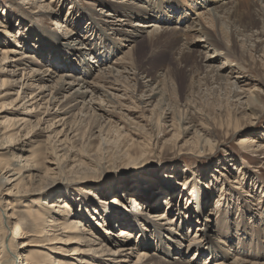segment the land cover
I'll return each mask as SVG.
<instances>
[{"label": "rangeland", "instance_id": "rangeland-1", "mask_svg": "<svg viewBox=\"0 0 264 264\" xmlns=\"http://www.w3.org/2000/svg\"><path fill=\"white\" fill-rule=\"evenodd\" d=\"M35 1L37 4L41 1L45 5H50L52 12H39L37 11L39 8L23 3L22 0H0V19L6 20L5 22L8 24L7 27L0 28L7 31V34L0 31V43L5 41L4 46H13V41H9L12 36H8V34L13 35L19 29L21 35L18 41L20 42L16 48L20 50V54L40 58L41 65L34 66L40 68L37 69L38 71H41V68L50 67L54 68L53 72L57 74L54 80L62 74L71 73L76 77H84L83 80L89 83L88 85L80 81L74 82L79 85H73L68 90L69 92L58 95L60 96L58 99L64 100V96L77 90L84 91L86 94L84 103L95 108L94 114L88 109L85 116L70 119V127L67 128H71L70 130L75 136L72 140L70 139L71 141L69 140L66 147L60 150L59 146L53 144V140L50 142L51 145L53 144L52 146L58 147L56 153L59 154L60 165L64 168L60 166L62 171H59L58 175L46 176L42 178L41 183H49L55 177L65 178L72 184L67 188L68 192L78 201L82 196L79 190L81 186L73 184H78L77 180L81 179V176L91 178L89 183H92V186L100 187L95 189L96 194L87 195L88 198L84 204L88 203L90 208H94L96 204L91 199L99 201L98 207L103 208L102 212L105 215L106 223H110L112 225L110 227L114 231L124 228L125 226L122 225L124 222L117 217H114L112 221L110 211L108 212V209L103 207V202L105 199L117 196L118 193L123 199L129 198L125 200L126 205L134 211L137 209V204L131 200L133 195L141 199L145 205L154 204L158 208L157 211L168 210L171 206V209L173 208L172 213L169 211L171 217H177L176 214L180 213V218L177 217L175 223L173 222L174 225L180 228L178 229L181 231L179 234H186L183 242L184 252L180 258L189 261L194 255V261H198V264H203L204 261L209 264L211 258H215V262L218 264H236L238 256V259L241 260L239 262L255 264L248 263L255 261L249 255L264 252V149L255 151L256 147H249V144H242L241 141L254 140L256 144L260 143L264 147V33L257 41L259 46L256 51L255 47L249 49L244 44L251 33L259 36V27L253 28L246 36L238 35V50L234 52L229 48L228 39L220 34V25L216 29V26L208 22L210 14L207 13L210 8L219 7L225 2H228L229 7L235 3H241L242 0H209L208 6L203 5L200 0H196L193 4L190 3L193 1L176 0L178 8L184 9L183 13H185L183 14L185 19H181V23H178L179 21L175 23L174 18L171 22L166 23L173 17L172 12L177 9V7L174 8L177 6L176 4L165 6L163 10L166 14L163 15L159 23H156L158 20H153L154 15L142 19L134 16L130 20L131 24L150 23L152 25L154 23L160 26L158 29L160 32L158 31L159 33L153 40L149 39V32L155 25L148 28H137L138 31H141L140 41L136 42L137 45L130 41L125 42L126 38L123 39L121 34L128 37L130 33L125 34L118 31L115 29L118 26L111 25L109 27L104 22L105 17L99 14L102 12L101 10L109 8H104V4L109 5V0ZM132 1L137 3L135 0ZM110 3H112L111 5L115 4V2ZM242 3L239 5L243 11L246 2L243 0ZM143 4L146 3L143 2ZM260 4L264 6V3ZM138 5L142 4L138 3ZM3 8L7 12L6 19L5 15L2 16ZM250 10L252 14L255 13V23L259 24L262 16H256L255 7ZM154 12L149 8V13L154 14ZM50 13L51 15H48ZM113 13L115 12L113 11ZM93 14L94 16H92ZM198 14L202 15L198 17ZM219 14L224 18L223 13ZM116 17L115 13L114 20H117ZM54 19H59L58 22H63L65 28L73 32L74 35L70 36L67 41L80 40L82 45L79 46L89 48L88 54L90 55L73 54L70 49L61 46L60 49L63 51H58L55 55L57 56L56 61H51V56L55 51L51 50L46 34L54 27ZM121 19L127 18L122 17ZM151 20H153L152 23L148 22ZM193 21L195 29L199 28L209 32L224 44L225 48H218L217 52L221 56L226 52V59L218 58L214 62L205 60V56L208 57L207 55L213 53L205 52L203 44L194 40V37L192 38L193 33L189 32V36L188 32H185ZM126 22L123 20V23ZM227 24L226 20L221 26L229 34L230 24ZM176 27L181 30L172 31L173 29H170ZM125 28L123 26V29ZM166 28L168 32L166 30L161 32ZM57 34L61 35L60 29ZM250 38L253 39V36ZM183 42L187 43L188 48L185 45L182 46ZM133 45L134 65L146 70L143 78L138 79L132 75L128 76L129 78L121 76L118 82L110 84L109 80L111 81L112 78L101 75L104 74L102 72H105L104 68L108 66L121 70L122 67L118 64L115 65V61L119 62L118 57L128 52ZM86 56L87 58L93 57L91 59L96 62L87 61ZM29 60L32 59L29 58ZM201 64L203 67L205 64L225 66V69H220L221 72H219L223 79L218 80V84L214 85L217 87L214 89L213 85L210 87L209 84H202L204 80L198 84V88H191L194 79H197V77L193 79L192 71L197 66L201 68ZM105 74L107 73L105 72ZM210 76L216 77L215 74ZM220 82L224 84L220 85ZM227 82L234 86L239 84V88L236 87V89L245 91L242 94L246 95L240 100L245 103L249 97V102H252L254 108L244 110V115L243 112L238 113L236 98L231 97ZM80 83L84 84L83 87ZM155 87L161 88L160 93L146 104L143 99L149 96V89ZM246 91L253 93L250 95ZM256 92L260 93L262 97L260 100L255 99ZM107 94H110L111 97H107ZM82 103L83 100L79 103V108ZM163 113L166 115L169 113L164 122ZM252 113L258 117L260 115V117L256 119ZM38 116H42L41 113ZM238 117L242 121V126L234 130L233 125ZM183 119L189 120V125L192 124L190 133L183 134L180 131L179 127H184L181 122ZM173 124L176 126L174 127ZM60 128L61 126L57 129ZM194 131L199 132L200 137L204 140L207 138L208 142L204 141L203 146L202 144H190L195 136ZM21 134L19 135L21 136ZM42 140H46V138L43 137ZM0 157L3 159L6 155L1 154ZM72 160H77L78 165L70 171ZM67 168L68 170H66ZM66 171L71 173L68 174ZM162 175L171 176L164 179L170 182L173 180L174 190L166 191L159 184L158 181L161 180ZM139 185L143 187L140 188L141 190ZM60 188L58 191L57 189L54 191V195L56 192L62 191L63 187ZM168 199L172 200L169 207H167ZM200 208L202 211H199ZM255 208L260 210H253ZM17 210L25 209L20 207ZM91 221L89 220L90 224ZM202 223H204L203 227ZM21 224L23 228H27L28 218L25 217ZM218 229L221 231L219 234ZM196 230L198 236L195 235ZM130 233H132L133 240L138 239L137 229ZM205 234H208L211 240L207 245L211 246L212 244L214 250H211L212 254L209 256L203 254L198 257L197 254H194L195 248L190 249V246L187 247V245L194 243L203 235L205 239ZM199 235H201L200 238ZM145 249L149 250L148 247ZM241 254H246L249 257H244ZM169 256L171 258L179 255ZM165 257L168 258V256ZM262 261L264 262V257Z\"/></svg>", "mask_w": 264, "mask_h": 264}, {"label": "bare ground", "instance_id": "bare-ground-1", "mask_svg": "<svg viewBox=\"0 0 264 264\" xmlns=\"http://www.w3.org/2000/svg\"><path fill=\"white\" fill-rule=\"evenodd\" d=\"M135 1L137 3H134L132 0H109V5L104 4V8L109 7L110 9L107 8L104 9V11L101 10L102 12L99 13L105 17L104 22L107 23L109 27L111 25L118 26V28H115L118 29V31L124 32L125 34L130 33L128 37L121 34L123 39L126 38L124 40L125 42L130 41L131 43H134V45H137L136 42H139V38L141 37V31L137 30L139 27L148 28L155 25L153 30L149 32L150 40L156 38L157 34L160 32L158 30L160 26L154 23L152 25H150V23L131 24L130 20L134 16L141 17L142 19L153 17L152 15H154L153 20H158L156 23H159L163 15L166 14L163 10L165 6L176 4L177 6L174 8L177 7V9H174L172 12L173 17L168 19L166 23L171 22L173 18L175 19V23L178 21V23H181V19H185L183 16V14H185L183 13L184 9L180 7L178 8L176 0ZM184 1H193L190 2L191 4L196 2V0ZM200 1L203 5L208 6L209 0ZM22 2L34 5V7L40 9L37 10L39 12H52V7L41 3V1L38 4L35 0H22ZM110 2H115V4L113 3V5H111L112 3ZM143 2L146 4H143ZM244 2L246 3L243 11L239 5L241 4L240 2L229 7L228 2H225L224 5L212 7L207 11V13L209 12L210 14V18H208L210 21L208 22L213 26H216V29L220 25V34H223L222 36H225L228 39L230 42L229 48L234 52L238 50V35L246 36L253 28L259 27V36L251 33L248 35V43L246 41L244 44L245 46L247 45L249 49L255 47L256 51L259 46L257 45V41L264 33V6L263 4H260L264 3V0H244ZM138 3H141L142 5H138ZM252 7H255L256 9V16H262L259 24H256L254 21L256 18L255 13H251L250 9ZM149 8L151 11H155L154 14L149 13ZM112 10L116 13L117 20H114L115 13H113ZM219 13H223L224 18L219 16ZM3 15H5L6 19L7 12L4 8L2 9V16ZM48 15H51V13ZM201 15L202 14L198 17ZM92 16H94V14ZM122 17H126L127 19H121ZM57 20L59 21V19H54V27H52L51 31H47L46 34L50 42L51 50L55 51H53L54 55L52 54L51 61H56L55 59H57V56L55 55L57 52L63 51V49H60L61 46L70 49V52L73 54H88L89 48L86 49L83 46H79L82 45L80 40L73 39L67 41L70 36H73L74 34L71 30L65 28V25L62 24L63 22L60 23ZM123 20L127 22L123 23ZM153 20L148 22L152 23ZM226 20L228 23L227 25L230 24L229 34H227L228 31L222 28L223 22H226ZM5 21L0 19V28L7 27L6 25L8 24ZM117 21L120 22L117 23ZM162 24L164 25V22ZM193 24L194 21L191 25L187 24L188 27L185 32H188L189 36L190 33H193L191 35L192 38L194 37V40L196 39L203 44L202 46L205 52L210 51L213 53L212 55H207L208 57L205 56V60L208 62H214L218 58L223 60L226 59V52L223 56L217 52L218 48H225L224 44L209 32L199 28L195 29V25ZM123 26L126 28L123 29ZM237 27H239V30H237ZM58 29H60L61 35L57 34ZM170 29H173L172 31L181 30L177 27ZM164 30L168 32L167 28L162 29L161 32ZM0 31L7 34L6 29H0ZM20 35L21 32L19 29H17L13 35L8 34V36H12L9 41H13V46H4L6 43L5 41L0 43V155H6V157L0 159V264H198V261H194V255L189 261L180 258V255L184 252L185 246L183 245V242L185 241L186 234H179L180 230L178 229L180 228L174 225V221L177 217L180 218V213H177L176 210V215L178 216L171 217L170 214L173 209H171V206L168 210L157 211L158 208L155 207L154 204L145 205L141 199H138L133 195V199L131 200L137 204V209L134 211V209L128 208L126 205L125 200L129 198L126 199L125 197V199H123L118 193L117 196H112L109 199H105V202H103V207H106L108 212L110 211L109 214L110 217L113 218L111 219L112 221L114 220V217H117L124 222L122 224L125 226L124 228H118L114 231L110 227L112 225L106 223L105 215H103L102 212L103 208L98 207L99 201L91 199L92 202L96 204L94 208L92 207L93 209L89 207L88 203L84 204L85 200L88 198L87 195L96 194L97 191L95 189L100 186H92L93 184L89 183L91 178L81 176V179L77 180L78 184H73L81 186L79 187V190L81 191L82 196L76 201L75 199L77 198H73L67 189L72 184L69 183L68 180H65V178L60 179V177L58 179L55 177L58 175V172L62 171V168H64L60 165V157L59 154L56 153L58 147L55 146H59V149L61 150L66 147L69 140H72L75 136L70 130L71 128H67L68 126L70 127V119L85 116L88 111H93L92 114L95 113V108L92 105L84 103V96L86 95L84 91L79 92L77 90L67 94V96L63 95L65 98L61 101L58 99L60 97L58 95L69 92L68 90H70L73 85H79V83L74 84L76 81L88 85L89 83L86 80H83L84 77H76L71 73L65 75L62 74L58 76V79L54 80L57 74L53 72L54 68L50 67L41 68V71H38L37 69L40 68L34 66L41 65L40 58L37 59L35 56L34 58L33 56L31 57L20 54V50L16 48L19 46L20 41H18V38ZM59 35L60 37H58ZM250 36H253V39H251ZM254 43L256 44L254 45ZM186 44V42H183L182 46L185 45V47L188 48ZM134 45L132 48H129L128 52L118 57L119 62H116L117 60L115 61V65L118 64L122 67L121 70H116L114 67L112 68L108 66L107 68H104L107 74L102 72L104 74L101 75H104L107 78H112L111 81L109 80L110 84L118 82L121 76L128 77L132 75L133 77H138V79L143 78V74L146 70L141 67L137 68V65H134ZM17 53H19V55H17ZM87 56L85 58L87 61L90 60L91 62H96V60L93 61V59H91L93 57L90 56L87 58ZM29 58L33 61L29 60ZM85 66L87 68L88 64ZM223 68L225 69L224 65L214 66L212 64H205L204 67L203 64H201V68H198V66L195 67V70L192 71V75L193 79L194 77H197V79H194L191 88H198V84L204 80L202 84H209L210 87L213 85L212 87L214 89L217 87L214 85L218 84V80L222 75H219V72H221L220 69ZM211 74H215L216 77L210 76ZM83 83H80L82 87L84 85ZM222 84L224 83L220 82V85ZM227 84L230 87L231 97L236 98L235 101L238 106V113L243 112L244 115V110L254 108L252 102H249V97L245 103H242L243 101L240 100L241 98L246 97V95L242 94L245 93V91L242 92L236 89L239 84H236V86H234V84H229V82H227L226 85ZM158 87L149 89L150 94L147 98L143 99V102L146 104L150 103L151 99L160 93L161 88L158 89ZM247 92L248 91H246V93ZM248 93L251 95L253 92L250 91ZM254 96L256 100L262 98L259 92H256ZM107 97H111V95L107 94ZM141 97L143 98V96ZM81 100H83V103L79 108ZM165 108L168 109V107ZM52 109L54 110L51 111ZM40 113L42 116H38ZM168 114L169 113H167V115L166 113H163V122ZM252 114L256 119L260 117V115L259 117L256 116L255 113ZM100 117L102 118V116ZM181 122H183L184 127L180 126V131H182L183 134L190 133L192 130V124L189 125V120L187 121L183 119ZM59 126H61V128L58 130L57 128ZM241 126L242 121H240L238 117L235 119L233 129L237 130ZM20 132L23 133L21 134ZM73 132L75 131L73 130ZM194 133L195 136L190 144H202L203 146L204 141L208 142L207 138L204 140L200 137L199 132L194 131ZM19 134H21V136ZM43 137H45L46 140H42ZM52 140L55 146H52L53 144L51 145L50 142ZM241 143H247L250 145L249 147H256L257 149L255 148V151L264 149L260 143L258 145L254 140H243ZM72 161L73 164L70 165V167L68 166L70 171L73 167L78 165V163H76L77 160ZM66 170H68V168ZM67 173L69 174L71 172ZM53 174H55V178L50 180L49 183H41L42 178ZM162 177L160 178L161 180L158 181L160 182L159 184L166 191L174 190L175 184L173 183V180L170 182L169 180L164 179L170 178L171 176L166 177V175H162ZM138 179H140V177H138ZM60 187H63L62 191L56 192L54 195V191H56V189L58 191L61 189ZM141 187L142 186L139 185V189ZM171 203L172 200L168 199L167 207H169ZM255 205L258 206L257 204ZM20 207L25 210H17ZM152 209L155 211L154 213L152 212ZM253 210L259 211L260 209L255 208ZM169 211H171V213ZM199 211H202L201 208ZM25 217H27L29 221L27 228H23L21 224ZM88 219L93 222L91 221L90 224ZM119 225H121V223H119ZM201 226L203 227L204 223H202ZM202 227L200 228L202 229ZM136 229L139 234L138 239L133 240L132 233L130 232H134ZM201 229L197 230L200 231ZM197 230L195 233L196 236H198ZM218 230L219 234L221 231L220 229ZM205 235V239L203 238L204 235L201 238V235H199L200 239L187 245V247L190 246V249L195 248L194 254H197L198 257L203 254H208V256L212 254V244L211 246L207 245L210 244V236H208V234ZM146 247L149 248L148 251H146ZM150 249L152 252H150ZM226 252L228 253V250ZM172 253L179 256L170 258L169 255H173ZM263 253L259 252L257 254L254 253L253 255H249L250 257L252 256L255 261L248 263L264 264L262 261V258L264 257ZM241 255L247 258L249 257L246 254ZM165 256H168V258ZM238 258L239 257L237 256L235 261L236 264L241 261ZM206 263V261L203 262V264ZM209 264L218 263L215 262V258H211ZM239 264H245V262H239Z\"/></svg>", "mask_w": 264, "mask_h": 264}]
</instances>
